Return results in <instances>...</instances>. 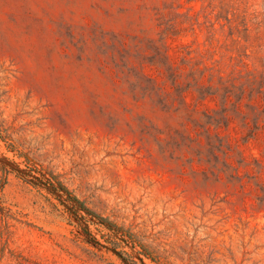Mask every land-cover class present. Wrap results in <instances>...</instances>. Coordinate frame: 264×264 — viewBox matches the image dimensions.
I'll list each match as a JSON object with an SVG mask.
<instances>
[{"label":"rangeland","instance_id":"1","mask_svg":"<svg viewBox=\"0 0 264 264\" xmlns=\"http://www.w3.org/2000/svg\"><path fill=\"white\" fill-rule=\"evenodd\" d=\"M0 264H264V0H0Z\"/></svg>","mask_w":264,"mask_h":264}]
</instances>
